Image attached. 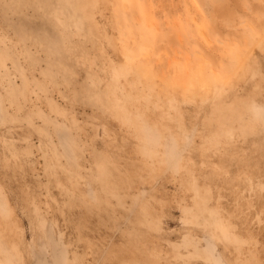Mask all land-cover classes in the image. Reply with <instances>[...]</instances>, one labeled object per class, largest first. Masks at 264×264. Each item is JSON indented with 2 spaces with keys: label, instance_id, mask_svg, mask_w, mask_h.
<instances>
[{
  "label": "rangeland",
  "instance_id": "1",
  "mask_svg": "<svg viewBox=\"0 0 264 264\" xmlns=\"http://www.w3.org/2000/svg\"><path fill=\"white\" fill-rule=\"evenodd\" d=\"M0 264H264V0H0Z\"/></svg>",
  "mask_w": 264,
  "mask_h": 264
},
{
  "label": "bare ground",
  "instance_id": "2",
  "mask_svg": "<svg viewBox=\"0 0 264 264\" xmlns=\"http://www.w3.org/2000/svg\"><path fill=\"white\" fill-rule=\"evenodd\" d=\"M124 57H125V56H124ZM126 58H129V57L126 56ZM129 59H131V58H129Z\"/></svg>",
  "mask_w": 264,
  "mask_h": 264
}]
</instances>
